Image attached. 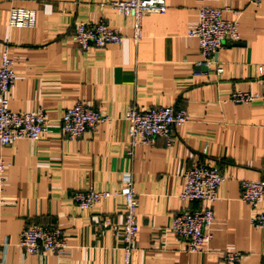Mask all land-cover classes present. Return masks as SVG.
Here are the masks:
<instances>
[{
  "label": "crops",
  "instance_id": "crops-1",
  "mask_svg": "<svg viewBox=\"0 0 264 264\" xmlns=\"http://www.w3.org/2000/svg\"><path fill=\"white\" fill-rule=\"evenodd\" d=\"M128 0H0V61L13 60L14 85L7 96L15 112L45 111L50 133L37 141L0 146L4 172L0 204V264H122V251L103 219L122 222L120 197L80 209L71 193L114 192L130 176L137 195L136 249L132 264H227L224 252L240 253L238 264H264V231L251 227V212L239 201L241 181L264 175V109L260 102L235 105L233 92L260 93L264 83V0H165L164 14L141 19V39L133 43L131 18L110 3ZM216 8L235 22L239 40L217 55L221 74L201 70L198 9ZM12 8L35 12L33 28H10ZM103 20L124 35L119 45L81 50L72 39L78 22ZM261 68V71L259 70ZM81 101L110 118L97 131L64 139L63 112ZM131 107L184 109L188 123L175 127L172 143L157 139L127 155L122 121ZM217 168L224 182L213 205L212 239L200 253H186L169 228L184 208L179 201L185 172ZM57 226L65 236L63 255L43 259L18 247L28 226Z\"/></svg>",
  "mask_w": 264,
  "mask_h": 264
},
{
  "label": "built area",
  "instance_id": "built-area-1",
  "mask_svg": "<svg viewBox=\"0 0 264 264\" xmlns=\"http://www.w3.org/2000/svg\"><path fill=\"white\" fill-rule=\"evenodd\" d=\"M258 1V0H255ZM123 17L131 18L132 35L130 40L137 43L141 39V19L149 14H164L167 10L165 0H128L110 3ZM223 11L216 8L201 7L198 9L196 27L188 33L197 40L201 61L198 67L214 69L221 74L217 55L223 46L239 40L237 25L222 17ZM35 12L29 9L12 8L8 14L10 28H33ZM72 39L83 51L90 48L101 49L109 45H119L126 37L110 28L103 20L96 23L78 22ZM261 71V68L259 69ZM13 60L6 50L0 61V146H7L16 141H37L50 133L49 119L45 111L38 108L31 112H15L9 108L8 94L14 85ZM260 102L264 109V83L260 93L233 92L228 102L235 105ZM122 121L126 124L129 137L127 155L131 156L134 147L144 145L152 147L157 139H163L167 146L172 143L175 127L189 121L184 109L173 107H153L140 111L136 107L128 109ZM109 117L94 110L81 101L66 109L59 121V133L67 140L81 138L86 132H96L98 127L110 123ZM7 164L0 158V204L4 191V172ZM224 182L220 171L212 166H197L188 169L184 174L183 189L178 196L185 205L202 203L200 211L184 208L177 213L169 228L184 244L186 253H200L211 239L210 228L214 215L213 205L217 200V191ZM239 201L243 203L251 216L250 225L254 229L264 231V175L258 181H241L239 184ZM120 197L123 200L122 222L114 223L109 219L101 220L96 228L110 229L117 247L122 251V264H132V255L136 249V208L137 195L133 189L130 176L122 180V187L114 192H96L92 189L71 193L70 200L80 209L88 210L97 203ZM18 247L24 255L35 256L40 260L47 254L63 255L67 244L63 231L55 226H28L24 228L18 239ZM241 254L224 252L222 259L227 264H238Z\"/></svg>",
  "mask_w": 264,
  "mask_h": 264
},
{
  "label": "water",
  "instance_id": "water-1",
  "mask_svg": "<svg viewBox=\"0 0 264 264\" xmlns=\"http://www.w3.org/2000/svg\"><path fill=\"white\" fill-rule=\"evenodd\" d=\"M235 44V43H234ZM201 70H206V68H204V67H201Z\"/></svg>",
  "mask_w": 264,
  "mask_h": 264
}]
</instances>
